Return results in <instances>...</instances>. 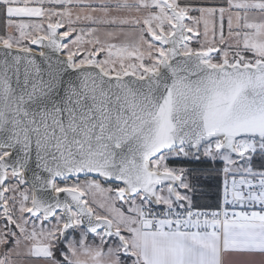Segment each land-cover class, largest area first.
Wrapping results in <instances>:
<instances>
[{"label": "snow or ice", "instance_id": "1", "mask_svg": "<svg viewBox=\"0 0 264 264\" xmlns=\"http://www.w3.org/2000/svg\"><path fill=\"white\" fill-rule=\"evenodd\" d=\"M0 264H264V0H0Z\"/></svg>", "mask_w": 264, "mask_h": 264}, {"label": "trees", "instance_id": "2", "mask_svg": "<svg viewBox=\"0 0 264 264\" xmlns=\"http://www.w3.org/2000/svg\"><path fill=\"white\" fill-rule=\"evenodd\" d=\"M222 164L216 167L221 168ZM221 176L213 174L207 180L201 182L202 191L198 193L200 204L202 207L212 209L218 202L220 197Z\"/></svg>", "mask_w": 264, "mask_h": 264}, {"label": "built area", "instance_id": "3", "mask_svg": "<svg viewBox=\"0 0 264 264\" xmlns=\"http://www.w3.org/2000/svg\"><path fill=\"white\" fill-rule=\"evenodd\" d=\"M222 184H223V177L221 176V187H220V194L222 192Z\"/></svg>", "mask_w": 264, "mask_h": 264}, {"label": "water", "instance_id": "4", "mask_svg": "<svg viewBox=\"0 0 264 264\" xmlns=\"http://www.w3.org/2000/svg\"><path fill=\"white\" fill-rule=\"evenodd\" d=\"M35 47V46H34Z\"/></svg>", "mask_w": 264, "mask_h": 264}]
</instances>
